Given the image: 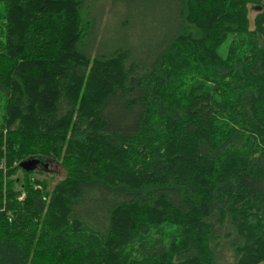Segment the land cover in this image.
<instances>
[{"label": "trees", "instance_id": "16d2710c", "mask_svg": "<svg viewBox=\"0 0 264 264\" xmlns=\"http://www.w3.org/2000/svg\"><path fill=\"white\" fill-rule=\"evenodd\" d=\"M121 3L143 29L110 48ZM45 159L67 170L51 189ZM224 246L264 264V0H0V264H222Z\"/></svg>", "mask_w": 264, "mask_h": 264}, {"label": "rangeland", "instance_id": "374dc122", "mask_svg": "<svg viewBox=\"0 0 264 264\" xmlns=\"http://www.w3.org/2000/svg\"><path fill=\"white\" fill-rule=\"evenodd\" d=\"M108 3V2H107ZM97 11V9H96ZM257 10L250 8L249 9V18H250V25L253 26V19L256 14ZM99 14V11H98ZM127 16L129 18L130 12H127V8L123 3L121 4H115L113 7V10L107 15L105 22L103 23L100 34L98 36V40L100 43H108V47H114V45L118 44H125V42H122L126 35H128L130 32H139L143 29V26H141L138 23H142L143 19L138 21L134 27H128L125 29L123 28V25L120 24L122 18ZM142 34H136L130 39V44L136 49V51L141 55L144 56L142 49H143V43H142ZM122 42V43H120ZM46 167L44 170L41 171H34L32 175L45 179V181L48 182V188H52L54 184L62 179L66 174V166L62 165L54 160L51 159H45ZM18 176L21 178L22 172L21 170H18ZM18 183L15 182V186H17ZM24 192H22L20 195H23ZM19 195V197H20ZM232 261V255L231 251L227 246H224L222 250V264H231Z\"/></svg>", "mask_w": 264, "mask_h": 264}, {"label": "water", "instance_id": "95a60500", "mask_svg": "<svg viewBox=\"0 0 264 264\" xmlns=\"http://www.w3.org/2000/svg\"><path fill=\"white\" fill-rule=\"evenodd\" d=\"M36 163H37V159L33 157V158L22 160L20 162V165L24 167L25 169H31L35 167Z\"/></svg>", "mask_w": 264, "mask_h": 264}]
</instances>
